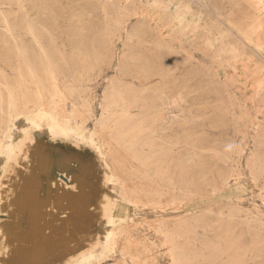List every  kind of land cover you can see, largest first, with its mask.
I'll return each instance as SVG.
<instances>
[{"label":"rangeland","instance_id":"obj_1","mask_svg":"<svg viewBox=\"0 0 264 264\" xmlns=\"http://www.w3.org/2000/svg\"><path fill=\"white\" fill-rule=\"evenodd\" d=\"M0 8V264H264V0Z\"/></svg>","mask_w":264,"mask_h":264},{"label":"bare ground","instance_id":"obj_2","mask_svg":"<svg viewBox=\"0 0 264 264\" xmlns=\"http://www.w3.org/2000/svg\"><path fill=\"white\" fill-rule=\"evenodd\" d=\"M146 1H148V0H146ZM150 1H152V0H150ZM175 1H177V0H175ZM206 1V0H205ZM210 1V0H209ZM18 2V1H17ZM202 2V1H201ZM150 3V2H149ZM154 3H156V2H154ZM175 3V2H174ZM173 3V4H174ZM209 3V2H208ZM4 4V3H3ZM7 4V3H6ZM144 4V3H143ZM142 4V5H143ZM164 4V3H163ZM171 5H172V3H170ZM212 4V3H211ZM9 5V4H8ZM20 5V4H19ZM177 5V4H176ZM176 5H175V7H176ZM199 5V4H198ZM2 6V5H1ZM27 6V5H26ZM153 6H154V4H153ZM160 6H161V4H160ZM159 6V7H160ZM167 6H168V2H167ZM182 6V5H181ZM189 6V5H188ZM188 6H186V7H188ZM207 6H209V5H207ZM10 7V6H9ZM29 7V6H28ZM163 7V6H162ZM162 7H161V9H162ZM170 7V6H169ZM169 7L167 8V9H169ZM174 7V8H175ZM185 7V8H186ZM21 8V7H20ZM171 8H172V6H171ZM1 9V8H0ZM146 9V8H145ZM153 9V8H152ZM156 9V8H155ZM178 9V8H177ZM180 9V8H179ZM191 9V8H190ZM20 10V9H19ZM31 10V9H30ZM175 10H176V8H175ZM174 10V11H175ZM210 10V9H209ZM212 10H214V9H212ZM218 10V9H217ZM216 10V11H217ZM24 11V10H23ZM148 11V10H147ZM167 11V10H166ZM177 11V10H176ZM180 11V10H179ZM178 11V12H179ZM204 11V10H203ZM202 11V12H203ZM160 12H162V11H160ZM200 12V11H199ZM180 13V12H179ZM184 13V12H183ZM20 14V13H19ZM23 14V13H22ZM188 14V13H187ZM199 14V13H198ZM214 14H215V12H214ZM21 15V14H20ZM164 15V14H163ZM175 15H177V14H175ZM186 15V14H185ZM217 16V15H216ZM3 17V16H2ZM171 17V16H170ZM200 17V16H199ZM218 17V16H217ZM175 18V17H174ZM178 18H180V17H178ZM176 19V18H175ZM182 19H184L183 18V16H182ZM196 19V18H195ZM1 21V20H0ZM181 21V20H180ZM216 21V20H215ZM236 22V21H235ZM176 23V22H175ZM222 23V22H221ZM187 24V23H186ZM197 24L198 23H196V26H197ZM28 25V24H27ZM194 25V24H193ZM223 25V24H222ZM227 25V24H226ZM229 25V24H228ZM188 26V25H187ZM179 27V26H178ZM229 27V26H228ZM231 27V26H230ZM172 28V27H171ZM170 28V29H171ZM1 29V28H0ZM9 29V28H8ZM185 29V28H184ZM227 29V28H226ZM232 29V28H231ZM2 30V29H1ZM177 29H175V31H176ZM195 30V29H194ZM193 30V31H194ZM239 30H240V28H239ZM238 30V31H239ZM6 31V30H5ZM222 31H224V30H222ZM233 31V30H232ZM184 32V31H183ZM198 32V31H197ZM208 32V31H207ZM236 32V31H235ZM240 32V31H239ZM203 33V32H202ZM234 32H232V34H233ZM5 34H7V33H5ZM186 34V33H185ZM219 34V33H218ZM222 34V33H221ZM220 34V35H221ZM227 34V33H226ZM9 35H11V34H9ZM8 35V36H9ZM212 36V35H211ZM225 36V35H224ZM4 37V36H3ZM12 37V36H11ZM186 37V36H185ZM193 37V36H192ZM195 37V36H194ZM214 37H215V35H214ZM221 37V36H220ZM216 38H218V37H216ZM35 39V38H34ZM191 39V38H190ZM237 39H238V36H237ZM177 40V39H176ZM208 40V39H207ZM241 40V39H240ZM12 41H13V38H12ZM14 41H15V38H14ZM210 41V40H209ZM213 41H215L214 39H213ZM228 41V40H227ZM207 42V41H206ZM218 42V41H217ZM212 43V42H211ZM225 43V42H224ZM228 43V42H227ZM226 43V44H227ZM19 44V43H18ZM36 44V43H35ZM210 44V43H209ZM222 44H223V42H222ZM221 44V45H222ZM229 44V43H228ZM1 45V44H0ZM175 45V44H174ZM204 45H206V44H204ZM16 46V45H15ZM214 46V45H213ZM224 46V45H223ZM20 47V46H19ZM206 47H207V45H206ZM230 47V46H229ZM235 47V46H234ZM252 47V46H251ZM16 48V47H15ZM37 48L39 49V52H41L42 54L44 53V51H43V46L41 45V42H40V39H39V32H37ZM176 48V47H175ZM209 48V47H208ZM225 48V47H224ZM223 48V49H224ZM247 48V47H246ZM17 49H18V47H17ZM214 49V48H213ZM176 50V49H175ZM175 50H174V48H173V46H172V43L170 44V53H175ZM211 50V49H210ZM222 50V49H221ZM225 50V49H224ZM252 49H250V51H251ZM215 51V50H214ZM237 51V50H236ZM221 52V51H220ZM248 52V51H247ZM246 52V53H247ZM226 53H227V51H226ZM239 53V52H238ZM237 53V54H238ZM17 54H20V55H23L24 54V51L23 50H18V53ZM235 54H236V52H235ZM253 54H254V51H253ZM260 54H262V53H260ZM223 55V54H222ZM221 56V55H220ZM235 56H237V55H235ZM234 56V57H235ZM246 56V55H245ZM257 56V55H256ZM221 57H223V56H221ZM258 57V56H257ZM42 58L44 59L43 61H44V63L48 66L47 68H45L47 71H49L50 72V62H49V60H48V58L46 57V56H44V55H42ZM216 58H217V56H216ZM223 58H225V57H223ZM240 58V57H239ZM250 58V57H249ZM258 58H260V56L258 57ZM264 58V57H263ZM18 59V58H17ZM238 59V58H237ZM262 59V58H261ZM25 60V59H24ZM214 60H215V58H214ZM239 60V59H238ZM246 60H247V58H246ZM157 61V60H156ZM155 61V62H156ZM248 61V60H247ZM227 62V61H226ZM225 62V63H226ZM243 62V61H242ZM245 62V61H244ZM239 63V62H238ZM246 63V62H245ZM227 64V63H226ZM237 64V61L235 60L234 61V65H236ZM250 64V63H249ZM156 65V64H155ZM240 65V64H239ZM238 65V66H239ZM26 66H27V69H28V74L29 75H31L32 76V71H33V67H32V65L30 64V62H28V61H26ZM232 67V66H231ZM240 68V67H239ZM254 67H252V69H253ZM258 69V68H257ZM159 70V69H158ZM218 71V70H217ZM234 71V70H233ZM255 71V70H254ZM223 72V71H222ZM220 73V72H219ZM51 74V73H50ZM219 75V74H218ZM230 75V74H229ZM228 75V76H229ZM241 76V75H240ZM224 77V76H223ZM219 78H221V77H219ZM243 79V78H242ZM39 81H41V80H39L38 79V77H37V86L39 85V83H41V82H39ZM240 81V80H239ZM238 82V81H237ZM238 84H239V82H238ZM242 84V83H241ZM55 85V84H54ZM40 86V85H39ZM255 86V85H254ZM159 95H160V91H159ZM118 100L119 101H121L122 103H123V107H124V109L126 110V108H128V104H126V101H127V98H125V97H122V96H119V98H118ZM165 102V101H164ZM47 105L48 104H46V107H47ZM179 105V104H178ZM110 107V106H109ZM5 109V108H4ZM44 109V108H43ZM164 110V109H163ZM5 111V110H4ZM172 111V110H171ZM163 112V111H162ZM161 112V113H162ZM158 113V112H157ZM171 113V112H170ZM177 113V112H176ZM188 113V112H187ZM165 115V114H164ZM168 115V114H167ZM170 115V114H169ZM9 116V115H8ZM61 116V115H60ZM166 116V115H165ZM170 117V116H169ZM180 118V117H179ZM170 119V118H169ZM183 119V118H182ZM231 119V118H230ZM47 121V120H46ZM17 122V121H16ZM29 122V121H28ZM48 122H49V120H48ZM167 123V122H166ZM168 127V126H167ZM164 129V128H163ZM19 130H20V128H19ZM53 132V131H52ZM41 135H42V133H41ZM12 136V135H11ZM35 136V135H34ZM38 137V136H37ZM10 147V146H9ZM21 148V147H20ZM27 151H28V147L26 146V149L23 151L25 154L27 153ZM23 152H21L22 153V155L24 154ZM18 154V153H17ZM182 164V163H181ZM2 165V164H1ZM185 165V164H184ZM15 166V165H14ZM90 166H92V165H90ZM93 167V166H92ZM13 168V167H12ZM16 168V167H15ZM14 168V169H15ZM86 168V167H85ZM177 168H179V167H177ZM84 169V168H83ZM87 169V168H86ZM91 169V168H90ZM13 170V169H12ZM4 171V170H3ZM89 171V170H88ZM91 171V170H90ZM28 172V171H27ZM82 173V172H81ZM79 174V173H78ZM27 175V174H26ZM82 175V174H81ZM80 175V176H81ZM87 175V174H86ZM91 175V174H90ZM104 176V175H103ZM14 177H15V175H14ZM14 177L11 179V180H14ZM98 177V176H97ZM27 178V177H26ZM34 178V177H33ZM101 178V177H100ZM96 179H98V178H96ZM18 180V179H17ZM88 180V179H87ZM90 180V179H89ZM50 181V180H49ZM92 181V180H91ZM91 181H89V182H91ZM97 181V180H96ZM100 181H101V179H100ZM13 182H15V180L13 181ZM43 182V181H42ZM44 182H45V180H44ZM54 182V181H53ZM56 182V181H55ZM54 182V183H55ZM88 182V183H89ZM98 182V181H97ZM108 182H109V180H108ZM10 183V182H9ZM21 183V182H20ZM24 183H26V181L24 182ZM33 183V182H32ZM46 184V183H45ZM58 184V183H57ZM227 184V176H225V177H223L222 178V180H221V183H220V185H219V187L218 188H224V186ZM29 185H30V183H29ZM98 185V184H97ZM100 185V184H99ZM101 185H103V184H101ZM45 186H47V185H45ZM107 186V185H106ZM6 187V186H5ZM29 187V186H28ZM41 188L43 187V186H40ZM49 187H50V185H49ZM48 187V188H49ZM101 187V186H100ZM103 187V186H102ZM101 187V188H102ZM2 188V187H1ZM8 188V187H7ZM6 188V189H7ZM20 188V187H19ZM23 188H24V186H23ZM22 188V189H23ZM34 188V187H33ZM52 188V187H51ZM3 189V188H2ZM5 189V190H6ZM43 189V188H42ZM45 189V188H44ZM99 189V188H98ZM34 190V189H33ZM80 190V189H79ZM87 190V189H86ZM89 190V189H88ZM96 190V189H95ZM4 190H1L0 191V201L2 202V199H1V197H2V192H3ZM14 191H18V190H14ZM23 191H25V190H23ZM26 191H28V190H26ZM30 191V190H29ZM54 191V190H53ZM19 192V191H18ZM50 192V191H49ZM93 193V192H92ZM97 194H98V190H97V192H96ZM27 193H25V195H26ZM44 194H46V193H44ZM48 194V193H47ZM96 194V195H97ZM12 195V194H11ZM24 195V194H23ZM51 195V194H50ZM93 195V194H92ZM91 195V196H92ZM94 195H95V192H94ZM39 197H40V195H39ZM52 197V196H51ZM90 198H92V197H90ZM28 199V202H30V200L32 201V198H27ZM93 199V198H92ZM91 199V200H92ZM18 200V199H17ZM51 200H52V198H51ZM9 202H10V200H9ZM9 202H8V204H9ZM41 202V201H40ZM45 202V201H44ZM53 202V201H52ZM27 203V202H26ZM49 203V202H48ZM231 203V202H230ZM229 203V204H230ZM50 204V203H49ZM52 204V209L54 210H58V207L56 206V204H54V203H51ZM91 205H92V203H90ZM231 205V204H230ZM44 207V206H43ZM51 208V207H50ZM17 209V208H16ZM47 209V208H46ZM51 209V210H52ZM85 209V208H84ZM50 210V209H49ZM91 210V209H90ZM42 211H44V210H42ZM45 212V211H44ZM59 212V211H58ZM102 212V211H101ZM37 218H38V216H37ZM69 218V217H68ZM100 218H101V216H100ZM103 219V218H102ZM49 221V220H48ZM51 224V223H50ZM46 225V224H45ZM25 226V225H24ZM22 227V226H21ZM45 228V227H44ZM102 228V227H101ZM11 230V229H10ZM13 230V229H12ZM32 230V229H31ZM35 230V229H34ZM42 230H43V228H42ZM46 230V229H45ZM52 230V229H51ZM50 230V231H51ZM112 230V229H111ZM33 231V230H32ZM103 231V230H102ZM110 231V230H109ZM49 232V231H48ZM55 232V231H54ZM93 233V232H92ZM109 234V233H108ZM7 235V234H6ZM9 235V234H8ZM36 235V234H35ZM42 236H44V235H42ZM48 236V235H47ZM29 237V236H28ZM52 237V236H51ZM7 238V237H6ZM8 238H9V236H8ZM24 239H25V237H24ZM66 239V238H65ZM98 239V238H97ZM45 240V239H44ZM26 241V240H25ZM47 241V240H46ZM85 241V240H84ZM28 242V241H27ZM64 242V241H63ZM48 244H49V242H48ZM105 244V243H104ZM168 244V243H167ZM24 245V244H23ZM64 246V245H63ZM24 247V246H23ZM169 247V246H168ZM25 249V248H24ZM27 249V248H26ZM25 249V250H26ZM97 253V252H96ZM62 253H53L52 255H49L48 256V258L50 259L49 261H46V259H48V258H43V263H50V262H53L54 261V259L56 258V257H58L59 255H61ZM86 254V253H85ZM85 254H83V255H85ZM84 264V263H83Z\"/></svg>","mask_w":264,"mask_h":264}]
</instances>
